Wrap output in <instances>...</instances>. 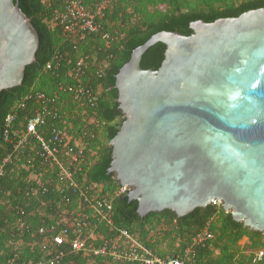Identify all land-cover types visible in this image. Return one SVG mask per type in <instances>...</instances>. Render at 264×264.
<instances>
[{"label":"water","instance_id":"95a60500","mask_svg":"<svg viewBox=\"0 0 264 264\" xmlns=\"http://www.w3.org/2000/svg\"><path fill=\"white\" fill-rule=\"evenodd\" d=\"M159 31L116 75L124 113L110 140L113 173L137 212L184 216L212 201L264 234V7ZM166 45L157 70L144 52ZM39 35L17 0H0V93L21 85Z\"/></svg>","mask_w":264,"mask_h":264},{"label":"trees","instance_id":"16d2710c","mask_svg":"<svg viewBox=\"0 0 264 264\" xmlns=\"http://www.w3.org/2000/svg\"><path fill=\"white\" fill-rule=\"evenodd\" d=\"M17 1L38 32L39 48L35 60L25 68L21 85L3 89L0 93V155L7 151L3 140L5 117L21 96L31 87L51 92L57 82L71 81L63 75L66 63L59 75L44 70L51 55L56 50L64 51L66 58L70 59L85 55L87 73L101 71L100 76L93 79L94 89L98 90V103L93 108L87 106L84 110H75V103L63 94L62 109L75 131L80 129L85 117L96 116L103 122L100 127L91 130L95 154L88 178L102 183L105 192L110 194L120 187L114 174L108 173L112 161L110 140L125 119L119 107L115 81L132 51L159 31H178L190 35V23L193 21L203 19L212 22L264 7V0H82L89 9L105 2L103 15L98 17V22L112 40L106 48L99 36L92 35L76 43L77 48H73L74 40L64 35L59 26L50 23L54 11L60 8L58 2ZM165 49L166 45L161 42L149 47L142 55L141 67L157 70L164 59ZM27 171L20 166H10L0 182V264H34L47 253L43 243L47 238L36 231L42 216L30 207L33 199L27 202L32 196L25 191V187H28ZM112 202L115 224L132 230L139 240L154 248L159 256H174L183 252L191 244L192 237L210 221L209 229L213 237L195 246L191 264H264V256L254 261L255 252L264 250V234L235 221L222 206L209 204L181 217L169 209L140 216L137 201L130 200L127 192L117 195ZM21 206L30 216L27 220L28 229L25 230L17 224L16 208ZM44 210L47 212V208ZM100 231L106 233L107 230L101 227ZM61 264L139 263H118L106 255L95 256L88 251H81L68 252Z\"/></svg>","mask_w":264,"mask_h":264},{"label":"built area","instance_id":"2783aa9c","mask_svg":"<svg viewBox=\"0 0 264 264\" xmlns=\"http://www.w3.org/2000/svg\"><path fill=\"white\" fill-rule=\"evenodd\" d=\"M55 1L60 8L54 11L50 23L74 40L73 48L92 35L99 36L106 48L110 46L112 37L98 22L105 2L89 9L82 0ZM66 56L64 51L56 50L44 70L59 75L66 63L63 75L71 81L57 82L51 92L31 87L4 120L3 140L7 151L0 155V182L10 166L28 170L25 191L32 196L27 202L33 199L30 207L42 216L36 231L47 238L43 242L47 253L34 264H61L68 252L81 251L106 255L118 263L191 264L195 246L213 237L210 221L192 237L183 252L174 256H159L132 230L115 224L112 201L117 195L128 193L131 187L120 184L110 194L102 183L88 178L95 154L91 130L103 122L96 116L85 117L80 129L75 131L62 109L63 94L75 103V110L95 107L99 97L93 79L101 71L88 74L85 55L74 59ZM211 204L220 203L214 200ZM16 213L19 228L28 229L29 214L22 206L16 208ZM101 227L106 233H101ZM263 256V249L255 252L254 261Z\"/></svg>","mask_w":264,"mask_h":264},{"label":"rangeland","instance_id":"374dc122","mask_svg":"<svg viewBox=\"0 0 264 264\" xmlns=\"http://www.w3.org/2000/svg\"><path fill=\"white\" fill-rule=\"evenodd\" d=\"M219 206H222L221 204H219Z\"/></svg>","mask_w":264,"mask_h":264}]
</instances>
